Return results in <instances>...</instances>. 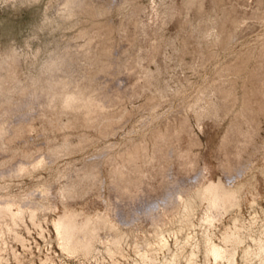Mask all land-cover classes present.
<instances>
[{"label":"bare ground","instance_id":"obj_1","mask_svg":"<svg viewBox=\"0 0 264 264\" xmlns=\"http://www.w3.org/2000/svg\"><path fill=\"white\" fill-rule=\"evenodd\" d=\"M141 1L63 0V16L82 23L73 43L27 83L17 52L0 55V264L8 262L9 237L27 245L20 231L26 218L43 234L49 213L68 256H94L97 243L111 256L123 254L126 226L136 232L135 264H197L200 250L203 264H236L238 251L248 264H264L257 208L264 200V0ZM175 40L172 86L165 57ZM209 67L190 83L186 69ZM138 98L134 109L126 105ZM175 98L176 107L159 111ZM135 113L140 123L123 140L56 164L116 133ZM191 117L204 133L203 150ZM42 168L48 178L10 189L7 180ZM166 232L176 248L157 263L169 247ZM19 254L13 251L22 264ZM33 257L25 262L36 264Z\"/></svg>","mask_w":264,"mask_h":264},{"label":"rangeland","instance_id":"obj_2","mask_svg":"<svg viewBox=\"0 0 264 264\" xmlns=\"http://www.w3.org/2000/svg\"><path fill=\"white\" fill-rule=\"evenodd\" d=\"M141 2L147 3L148 0H142ZM62 3L63 0H0V55L9 51L10 49H13L15 52H17L19 59L21 61L20 67L22 72L21 73L22 83H27L31 77L39 73L42 68L41 66H44L45 63L52 56L55 55V53L56 54L62 53L67 46L73 43L72 41L73 34L75 33V30L77 31V29L79 28L78 25L80 26L82 22L78 23L77 21H75V17H71L70 19V17L63 16L64 11L62 10L63 7ZM112 17L113 18L116 17L115 13L112 14ZM72 22L73 24L71 25ZM74 22L77 23V25L75 24V26H73ZM177 44L178 41L175 40L173 44H169L166 47V52H167L166 53L167 56L165 57V60L167 62L166 78L168 76L170 77L168 78V83L170 82L169 84L172 86L175 85V82H173L174 80L171 78V75H173L177 71L175 61L172 60L174 59L172 55L173 53L172 49H174L175 48L174 46H176ZM239 46L240 44L236 45V47ZM169 58L171 60H169ZM70 63L72 65L73 64L75 65L76 61L72 60L70 61ZM150 66L154 68L156 66V63L152 62ZM185 72L189 73V75L187 74V76L190 79V83L197 84L198 82H201L204 75L210 74L211 69L209 67V69L206 68L204 71L196 72L195 70L188 68L185 70ZM23 78L25 80H23ZM190 86L191 85H189V87H187L188 89H186L187 93H191L193 91L192 86L191 87ZM140 102H141V98H138L132 102L133 104L130 103L131 104L130 105L129 103H127L126 105L129 108H132L133 106L134 109L135 107L138 106V104H140ZM180 102H181L180 99L175 98L170 103L167 104L164 103L161 106V108L159 107V111L161 109L160 111L161 113H166L171 109H173L174 107H176ZM133 115L132 117L127 119L124 125L116 133L91 144L89 147H86L81 151H77L69 155L60 156L55 161L56 164L61 166V164L62 165L65 164V162H67L68 160L74 158L77 159L80 157L90 155L95 150L100 149L103 146V144L115 143L123 140L129 134L131 127L138 125L140 123L139 121L140 114L135 113ZM190 119H191V125L193 127L192 130L195 132L197 136H199V139L201 141V145L200 148L198 146V150H203L205 145L204 133L200 131L193 117H191ZM260 126H261L260 127L261 130H259L258 138L264 132V122H262ZM75 136H77L75 132L70 135V138L72 137L71 138L72 141L73 140L75 141L77 139V137ZM32 138L35 141H38V139L40 141L42 136L41 135L38 136L34 133ZM50 175H51L50 169L42 168L36 170L32 175H24L21 177L12 178L11 180H7V183L10 184L11 190L16 191L30 185L31 183L35 182L38 179L48 178ZM0 180L5 181L6 179L3 178ZM101 191L102 192L104 191L103 194H105L106 188L102 187ZM257 208L259 209L261 214L260 220L264 222V211H263L264 200L261 201L260 206ZM243 211L245 215L248 214L245 208ZM50 214L52 215V213H49L48 214L49 216L46 215L43 218H41L42 219L41 221L43 222L42 224L44 226L43 234L39 232L40 228L34 225L28 218H26L25 224L23 226H20L21 233H24L25 235L24 234L23 235L24 237H26L25 239L27 245L24 247H26L27 249L22 247V244L19 241L13 239L12 237H9L10 239L8 238L9 241H8V248H7L8 250L6 257H8L7 261L9 262V264H19L16 263L17 261L14 258L13 251L17 255L18 253H20L22 258L25 256L24 257L25 259L23 258L24 263L22 264H27L25 262L26 259H28L31 256L33 257V255H35L33 257L34 259L36 257L35 259L36 264H42V261H44V263L47 261L46 264L48 263L50 264H112V263L135 264L136 263V259L138 258V255L134 248V235L136 232L133 230H129L126 226H124L125 235L121 243L122 252H123V254L121 255L115 254L111 256L107 254L104 251L103 245L101 243L100 244L97 243V247L98 246L99 247L98 250H96L94 256L81 257V255H77V256L75 255L68 256L67 254L65 255V253L61 249L59 250L60 247L57 245L53 237L54 233L51 225ZM192 219L193 222L196 223L198 221V214L194 215ZM222 226L223 225L221 224L216 229L217 234L215 238L217 240L219 239V234L222 229L221 228ZM190 230L195 232L194 234H196V239L200 238L201 228L197 224L193 225ZM166 234L169 236V241H170L169 247L164 249L163 251L158 252L156 259L157 263L165 262L169 258L170 254H172V252L176 248V244H175L176 237L171 232H166ZM177 236L181 238L183 236V233H179L177 234ZM246 241L251 242L249 238ZM46 254L48 256H51V260H45V256H47ZM238 254L241 257L240 251H238V253L236 254V260H237L236 264H248V262L243 258H240ZM196 260H197V264L204 263V255L203 252H201V250L198 252ZM8 262L6 264H8ZM253 262L257 264V258H254ZM180 264H184L183 258L181 259ZM219 264H225V260H221Z\"/></svg>","mask_w":264,"mask_h":264}]
</instances>
